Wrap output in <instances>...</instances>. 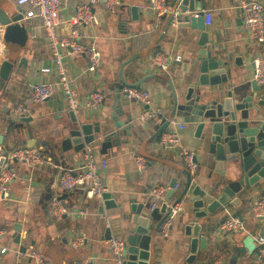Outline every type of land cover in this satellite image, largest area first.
Listing matches in <instances>:
<instances>
[{
    "label": "crops",
    "instance_id": "0c3cea01",
    "mask_svg": "<svg viewBox=\"0 0 264 264\" xmlns=\"http://www.w3.org/2000/svg\"><path fill=\"white\" fill-rule=\"evenodd\" d=\"M243 1L204 0L199 8L211 14V23L205 24V30L218 51L231 54L232 58H242L239 66L232 62L229 64L230 85H227V89L241 85L249 93L252 61L256 56L264 55V41L255 42L249 38L241 16ZM260 1L264 4V0ZM79 2L62 0L61 16L71 14L74 5ZM167 2L168 11L159 17L151 8L150 0H122L112 13L106 10L103 3L96 4L98 22L84 30L94 37L100 53L99 66L95 73H88L85 71V57H67L65 62L80 100H84L93 89H100L103 99L95 108L82 103L78 111L73 113L65 109L63 96L56 86L52 97L38 103L30 101V85L38 81L55 82L56 74L41 28L36 21L21 19L27 27L28 40L19 56L25 58L26 65H21L17 71L14 66L6 79L0 76V132L4 135L0 156L13 148L28 145V140H31L32 146L42 147L51 156L52 164L29 170L26 165L14 162L17 177L12 182L11 193L15 200L11 204L0 203V229L5 231L0 238V247L7 248L6 252H0V264H34L25 255L28 248L39 252L47 264H87L91 256H95L93 262L99 264H117L112 258L108 239L104 238L105 230L109 228L110 237L125 240L128 229L133 227L127 220L129 201L149 199L153 188L158 186H168L167 191L171 188L169 183L172 178L176 179L175 184L178 186L172 189L167 205L180 197L186 176L177 166L185 169L186 166L178 145L194 152L197 167L192 175L194 182L199 183L201 188L207 189L209 183L221 179L212 170L207 147L195 135L193 123L185 122L181 116H172L176 124L170 122L164 130H177L178 145L162 146L159 139L163 131L157 139L153 137L145 144V152L153 158H145L140 153L143 141L156 132L155 127H159L162 118L171 117L174 100L183 101L188 84L195 80L197 74L194 71H197L198 62L194 54L199 48L197 39L200 31L191 26L179 25L177 20L169 23L171 0ZM131 6L137 7V13H132ZM0 7L8 16L20 13L19 9L23 10V7L10 0H0ZM132 14L137 17L132 18ZM63 27L68 32V25ZM157 53H160L166 64L165 69L153 65L151 58ZM176 54L180 55L178 61L173 60ZM6 58H9L7 51ZM122 82L148 90L149 101H130L125 108L130 110L131 116L128 122L129 135L120 141L115 139L105 153L100 151V137H95L90 143L97 156L107 160L106 167L101 170V177L106 191L121 206L100 212L102 200L67 192L64 199L66 212L57 218L53 214L51 202L54 195L63 192L58 186L62 168H73L81 162L83 155L82 149L62 151L61 140L68 136L69 129L75 124L73 117L80 122H97L101 127L112 126V95L115 85ZM260 89L255 100L264 99V89ZM19 102L32 107L31 119L27 123L13 114V107ZM259 108L264 112V105ZM146 111L154 112L160 121L145 116ZM126 116L125 111L120 119H126ZM179 122L184 123L182 128L177 127ZM137 156L145 160L142 169L137 168ZM263 192L264 181L259 179L249 189L238 194L237 206L219 208L200 218L199 232L205 237V247L199 249L198 246L192 262L186 261L188 251L183 246V226L192 219L193 213L186 193L180 200V209L169 219L167 235L161 234L163 224L155 235L156 264H264L256 248L251 253L236 250L243 246L242 239L246 234L254 239L262 230L260 221L252 215L251 205ZM48 193L50 197L46 199ZM77 209H82L83 213L78 214ZM226 209L241 217L246 226L245 232L227 235L219 231L218 225ZM16 222L21 225L20 244L25 246L24 252L12 238L13 224ZM78 235H83L84 241L74 247L71 242Z\"/></svg>",
    "mask_w": 264,
    "mask_h": 264
},
{
    "label": "water",
    "instance_id": "95a60500",
    "mask_svg": "<svg viewBox=\"0 0 264 264\" xmlns=\"http://www.w3.org/2000/svg\"><path fill=\"white\" fill-rule=\"evenodd\" d=\"M203 1L171 0L169 4V23L175 13L179 25L191 26L200 31L197 39L199 48L194 54L198 62L197 71H194L197 74H195V80L188 84L183 101L174 100L171 117L162 118L156 132L144 140L140 147L141 155L145 158H153L145 152V144L166 129L172 116H181L185 122L193 123L195 135L199 136L207 147L212 170L221 176V179L209 183L207 189H203L199 183L194 182L193 175L187 169L180 165L177 166L184 172L186 180L183 191L175 202H179L187 193L193 212L192 219L183 226L185 236L183 246L188 251L187 262H192L195 258L198 246L199 249L205 247V237L199 232V219L219 208L237 206L239 204L238 194L249 189L259 179L264 181V112L259 108L264 105V99L255 100L260 93V86L252 80L249 93L241 85L230 86L231 88L227 89V85H230L229 64L232 62L239 66L242 64V58L241 56L232 58L231 54H221L218 51L208 31L205 30L202 8H199ZM130 10L133 14L137 13L135 6H131ZM133 14L132 18H136L137 16ZM21 19V13L8 16L0 7V24L5 25L4 43L9 55L8 59L2 60L0 66V76L4 79L14 66L17 71L21 65H26L25 58L19 56L28 40V30ZM123 86H136V84L122 82L115 85L110 105L112 126L101 127L97 122H80L73 117L75 124L69 129L68 136L61 140L62 151L81 150L85 144L93 142L95 137H100V151L105 153L115 139L120 141L122 137L129 135L128 122L131 116L130 110H125V108L133 99L127 97ZM125 111L126 119H120ZM29 119H31L30 115L19 117V120L25 123ZM203 130L206 131L205 134L202 133ZM3 138L4 135L0 132V145ZM30 141L28 140L27 144L32 146L33 143ZM155 159L162 162L159 158ZM3 160L2 155L0 166ZM14 162L11 163L12 167L15 165ZM175 182L176 179L172 178L169 187H172ZM172 193L173 190L169 188L165 192L164 200L159 204H153L151 197L145 201L136 199L129 201L127 220L133 224V227L127 231L125 253L121 264H156L155 235L170 214L167 200ZM66 196L65 191L58 195L64 206ZM49 197L50 193L46 195V199ZM115 206H121V204L115 203L110 192H103L102 204L99 206L100 212ZM13 229V241L24 252L25 246L20 244V223H14ZM104 238H110L109 228L105 230ZM242 245L241 248H236L237 252L246 250L251 253L256 247L250 234L243 237ZM87 264L99 263L89 260Z\"/></svg>",
    "mask_w": 264,
    "mask_h": 264
},
{
    "label": "built area",
    "instance_id": "2783aa9c",
    "mask_svg": "<svg viewBox=\"0 0 264 264\" xmlns=\"http://www.w3.org/2000/svg\"><path fill=\"white\" fill-rule=\"evenodd\" d=\"M19 7L22 18L25 20L36 21L41 28L47 50L50 54L52 66L56 74V81H38L30 85L29 98L32 103L41 102L50 98L55 93V86L60 90L65 109L77 112L82 103L97 107L103 99L100 89H93L88 92L84 100H80L72 85V80L68 73L66 65L67 57L80 58L85 57L87 66L85 71L95 73L100 64V53L95 45L94 37L90 36L84 29L98 22L95 13V6L103 3L108 12H114L122 0H80L74 5L71 14L65 17L61 16L62 0H10ZM150 6L159 17L168 11L167 0H150ZM204 24L211 23V14L207 10H202ZM196 15V13H195ZM241 16L246 26L247 34L255 42L264 41V4L260 0H244L241 4ZM175 13L171 22L175 21ZM63 25H68V32L64 30ZM5 25L0 24V60L6 58V46L4 43ZM173 60H180V55L173 56ZM154 66L158 69H165L166 64L163 62L160 53L154 54L151 58ZM251 78L264 89V55L253 58ZM127 92V97L136 101L147 103L149 101V91L136 86H123ZM32 113V107L23 102L17 103L13 107V114L16 116H27ZM145 116L160 121L159 117L152 111H146ZM170 122L176 124V121L170 119ZM183 122H179L177 127L182 128ZM159 143L164 147H170L179 144L177 130H166L160 135ZM171 144V145H169ZM179 146V153L185 163L186 169L192 175L194 174L197 164L194 152ZM82 160L73 168H62L59 176L58 186L65 192H76L84 198H97L102 200V193L106 191V186L101 177V170L106 167L107 160L99 158L95 153L94 147L87 143L82 148ZM15 161L22 163L29 170L39 168L46 164H52V158L42 147L24 145L13 148L4 154V160L0 166V203L11 204L15 198L12 196V182L17 177V171L11 166ZM138 169L144 166V158L135 157ZM31 174L28 178L30 179ZM174 184L171 189H176ZM168 186H158L151 191V200L153 204L162 201L164 193ZM53 214L60 218L66 212V207L62 204L58 195L52 197ZM170 214L166 221L163 222L161 234L166 236L168 233L169 219L180 209V201L168 205ZM251 212L254 218L260 221L262 230L254 237L257 254L260 260L264 261V192L251 205ZM77 213H83L82 209H77ZM218 229L227 235H234L246 231L244 221L236 215L235 212L226 209L225 214L219 222ZM5 231L0 229V238ZM84 241L83 235L75 236L71 242L76 247ZM110 252L113 260L121 264L124 258L126 242L121 238L110 237L108 239ZM7 251L6 247H0V252ZM25 255L30 258L34 264H47L42 255L33 248H28ZM95 256L89 257L93 261ZM85 264V263H76Z\"/></svg>",
    "mask_w": 264,
    "mask_h": 264
},
{
    "label": "trees",
    "instance_id": "16d2710c",
    "mask_svg": "<svg viewBox=\"0 0 264 264\" xmlns=\"http://www.w3.org/2000/svg\"><path fill=\"white\" fill-rule=\"evenodd\" d=\"M157 128H158V126L155 127V130H156ZM161 133H162V132H161ZM161 133L156 134L154 138L157 139Z\"/></svg>",
    "mask_w": 264,
    "mask_h": 264
}]
</instances>
